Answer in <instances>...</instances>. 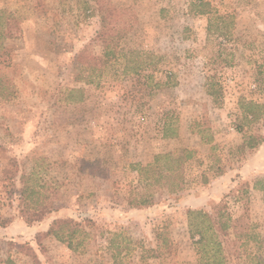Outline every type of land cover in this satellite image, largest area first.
<instances>
[{"label":"rangeland","instance_id":"rangeland-1","mask_svg":"<svg viewBox=\"0 0 264 264\" xmlns=\"http://www.w3.org/2000/svg\"><path fill=\"white\" fill-rule=\"evenodd\" d=\"M197 1L0 0V264H216L187 210L218 208L223 264L264 261V116L241 108L264 105V0ZM180 147L177 172L140 175ZM67 217L92 220L82 245L42 235Z\"/></svg>","mask_w":264,"mask_h":264},{"label":"trees","instance_id":"trees-1","mask_svg":"<svg viewBox=\"0 0 264 264\" xmlns=\"http://www.w3.org/2000/svg\"><path fill=\"white\" fill-rule=\"evenodd\" d=\"M193 9L198 14H210L212 13V9H209L210 2L206 0H198L193 3ZM101 21L102 28L101 37L105 41V45L107 48L106 56L111 53L112 46H114L117 41L112 38L113 35L109 34L106 31L108 28V21L104 15V4L101 6ZM212 28V23L209 24L208 30ZM222 35H226L225 32H221ZM116 41V42H115ZM79 53L78 56H80ZM150 64L146 63L144 67L141 69H145ZM142 72L141 70H137L136 73ZM211 87L215 84L210 83ZM221 89L210 90L209 93L215 96L218 95L217 92H220ZM241 108L243 109L244 117L247 120H254L259 118L260 116H264V105L256 103L252 100L250 101H242ZM261 109L259 112L256 109ZM238 130L242 131L243 126H238ZM176 136L175 129L170 125L166 124L164 127V137H174ZM263 140V136L261 135H250L246 137L243 148H254L261 143ZM206 142H210L211 138L205 139ZM194 153V150L189 147H180L174 151H169L165 153L157 154L152 163L147 164L146 166H141L138 168L141 176H146L149 173H161L162 170V161L165 162L166 171L169 173L177 172L179 170L181 164L186 159L190 158ZM28 188H24L22 193L26 192ZM32 193L34 190H31ZM174 191V190H172ZM144 203V201H132L133 205H140ZM148 203H152L151 201ZM189 217V224L192 231L198 233L199 238L195 241L198 246V252L201 254V261H205V263H216L223 264L224 258L221 256V252L223 250L224 244H231L232 242L229 238V228L232 226V218L229 214H226L225 210L222 208H218L216 214H210L208 211L203 209H188L187 210ZM22 216L25 218L28 224H31L35 221H39L44 216V210L41 207L35 208H23ZM92 222L90 218H85L83 220H78L72 217L67 218H55L49 225V228L42 233L43 236H53L57 238L59 241L68 242L69 247H72L77 240V246L82 245L84 243V239L90 235L87 231L85 225H88ZM85 224V225H84ZM210 234L207 232L210 231ZM194 237V236H193ZM212 259V260H210ZM257 259V264H264L263 259L259 257ZM5 264H13V261L9 258L5 261Z\"/></svg>","mask_w":264,"mask_h":264}]
</instances>
